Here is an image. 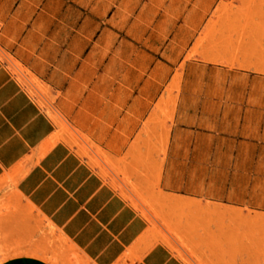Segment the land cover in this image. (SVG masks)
<instances>
[{
  "label": "crops",
  "instance_id": "1",
  "mask_svg": "<svg viewBox=\"0 0 264 264\" xmlns=\"http://www.w3.org/2000/svg\"><path fill=\"white\" fill-rule=\"evenodd\" d=\"M245 0H0V177L91 264H183L28 95L141 189L264 212V16ZM71 134H69V137ZM81 140V139H80ZM1 264H44L12 258Z\"/></svg>",
  "mask_w": 264,
  "mask_h": 264
},
{
  "label": "rangeland",
  "instance_id": "2",
  "mask_svg": "<svg viewBox=\"0 0 264 264\" xmlns=\"http://www.w3.org/2000/svg\"><path fill=\"white\" fill-rule=\"evenodd\" d=\"M245 1L264 16V0ZM6 64L28 95L54 120L56 140L63 141L66 133V140L146 220L152 244H163L183 264H264V212L171 196L155 186L141 189L104 153H91L85 140L69 132L54 112L53 90L9 59ZM12 258L44 264H91L17 194L14 176L5 174L0 177V264Z\"/></svg>",
  "mask_w": 264,
  "mask_h": 264
}]
</instances>
